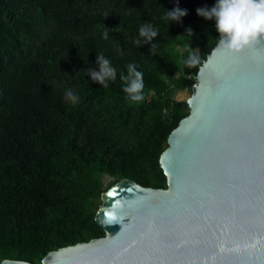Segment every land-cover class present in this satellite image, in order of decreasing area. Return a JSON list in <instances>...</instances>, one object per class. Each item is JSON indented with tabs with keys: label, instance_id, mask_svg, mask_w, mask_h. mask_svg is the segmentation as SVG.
Here are the masks:
<instances>
[{
	"label": "trees",
	"instance_id": "16d2710c",
	"mask_svg": "<svg viewBox=\"0 0 264 264\" xmlns=\"http://www.w3.org/2000/svg\"><path fill=\"white\" fill-rule=\"evenodd\" d=\"M216 0H0V261L5 257L40 264L50 249L101 236L94 215L101 203L100 174L112 182L129 177L142 185L166 187L159 155L167 135L189 111L178 89L192 90L195 74L219 33L215 19L196 9ZM187 10L180 22L163 19L167 10ZM42 22L52 31L30 46ZM159 30L156 52L134 43L142 24ZM188 29L192 35H188ZM109 33L108 39L102 33ZM70 53L81 69L71 79L85 102L72 105L54 83ZM123 52V55L120 52ZM189 52L200 56L185 66ZM117 71L108 88L85 69L99 70L97 55ZM134 63L143 73L141 103L130 102L120 74ZM74 66H76L74 64ZM102 97L116 115L144 124L136 142L125 145L114 133L91 124L88 110ZM87 107V110H86ZM118 121V120H117Z\"/></svg>",
	"mask_w": 264,
	"mask_h": 264
},
{
	"label": "water",
	"instance_id": "95a60500",
	"mask_svg": "<svg viewBox=\"0 0 264 264\" xmlns=\"http://www.w3.org/2000/svg\"><path fill=\"white\" fill-rule=\"evenodd\" d=\"M217 45L159 155L166 187L119 178L94 215L104 234L40 264H264V39Z\"/></svg>",
	"mask_w": 264,
	"mask_h": 264
},
{
	"label": "clouds",
	"instance_id": "9594fccd",
	"mask_svg": "<svg viewBox=\"0 0 264 264\" xmlns=\"http://www.w3.org/2000/svg\"><path fill=\"white\" fill-rule=\"evenodd\" d=\"M197 15L206 20L215 19V27L219 33L218 47L228 50H242L255 44L258 40L264 39V0H216L211 7H201L196 9ZM187 10L175 7L167 10L163 19L170 22H180L186 16ZM159 35V30L151 23L142 24L139 28V37L134 43L139 47L142 44H150V53H155L157 45L155 38ZM188 35H192V30L188 29ZM107 31L102 33L103 39H108ZM123 55V52H120ZM99 70L93 67L85 69L86 74L93 82L99 83L103 88L109 87L110 81H115L117 71L112 66L110 59L100 54L96 57ZM187 67H196L200 63V56L195 52H189L188 58L184 61ZM127 74H120L123 81V92L132 103L144 101V79L143 73L137 70V65L129 63L126 65ZM66 102L72 105L80 103V97L73 90L69 89L64 94Z\"/></svg>",
	"mask_w": 264,
	"mask_h": 264
},
{
	"label": "rangeland",
	"instance_id": "374dc122",
	"mask_svg": "<svg viewBox=\"0 0 264 264\" xmlns=\"http://www.w3.org/2000/svg\"><path fill=\"white\" fill-rule=\"evenodd\" d=\"M51 31L52 25L50 23L42 22V28L37 31V36L30 38V46L38 44L43 38L47 37ZM62 52L64 54V58H67L66 62L63 64L71 62V66L66 67L63 65L59 71L60 75L54 80V83L64 94L69 89L73 90L74 93L79 95L80 102L82 103L84 98L80 93L81 86L71 79L77 72H79L82 64L78 62L73 63L72 59H70L73 56L70 53L65 55V50ZM74 64L76 66H74ZM190 92L191 91L187 89H178L174 92V97L176 99H186ZM115 107L116 106L113 102L106 97H102L99 104L97 101H93V104H90L88 110L93 113L97 109H102V115L94 114V116L91 117V124L96 128H103L104 130L114 133V135L118 136L125 145H131L136 142V137L140 133L139 131L144 129L146 122L144 121V124L142 122L141 124H136L137 120L132 118V116L127 119H123L122 113L120 115H116L117 111ZM100 178L102 180V186L106 187V189L113 183L112 177L107 174H100Z\"/></svg>",
	"mask_w": 264,
	"mask_h": 264
}]
</instances>
